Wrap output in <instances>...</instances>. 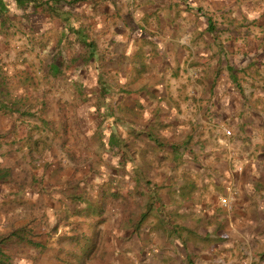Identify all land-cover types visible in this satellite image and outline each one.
Returning <instances> with one entry per match:
<instances>
[{
  "label": "crops",
  "instance_id": "obj_1",
  "mask_svg": "<svg viewBox=\"0 0 264 264\" xmlns=\"http://www.w3.org/2000/svg\"><path fill=\"white\" fill-rule=\"evenodd\" d=\"M1 8L18 264H264V0Z\"/></svg>",
  "mask_w": 264,
  "mask_h": 264
},
{
  "label": "rangeland",
  "instance_id": "obj_2",
  "mask_svg": "<svg viewBox=\"0 0 264 264\" xmlns=\"http://www.w3.org/2000/svg\"><path fill=\"white\" fill-rule=\"evenodd\" d=\"M126 6L128 7V5H126ZM120 9H122V8H120ZM123 10H124V12L126 11L125 6L123 7ZM6 11L7 10H3L2 8L0 9V13H2V14H3V12H6ZM127 12L129 13L130 10L127 9ZM14 21H16V19ZM15 35H16V33H12V41L13 42L19 41V38H17ZM1 36H2V34L0 31V43L3 42V39ZM12 48L19 51L18 47H16L14 44L12 45ZM28 69L30 70V67H28ZM97 111H98V109H97ZM99 119H100V114L94 112L93 113V120L98 121ZM36 133L42 137L41 138L42 141L48 140L49 137L51 139L54 138L53 133L51 135L49 134V135H45V136L42 133V130H40V131L38 130ZM55 138H56V135H55ZM37 147L38 146H36V149H38ZM15 157H16L15 155H13L12 157L0 156V168H4V166H8V167H6L5 171L9 170V173H10L9 175H11L9 178L10 182H7L6 185H4V179L2 177H0V249H2V252L0 251V259L3 262L2 264H4V263L5 264H18V259H17L18 255L17 254L19 253L20 248H22V246H20L21 244L17 240H14V241L9 240L10 238H8V240H5V239L2 240V237H5V235L10 234L12 225L15 223H18L22 220V218H21L22 214L24 215V218L26 215V213H25L26 209L24 207L22 209L20 208V204L18 202L20 198L19 199L17 198L15 200V199H11V197L8 198L7 195L10 196L11 193L13 192L11 190L14 189L15 187L17 189H19L20 187L25 185L27 181H29V176H30L29 172H32L34 170L28 171L26 164L31 165L29 167H31L32 169H36L38 167V166H36V164L40 161L39 160L40 155H38V152H37V156H33L32 159L29 158V161L27 160L28 158L27 159L22 158V156L21 157L19 156L17 158H15ZM20 164H22V166H26V168L24 170H26L28 172L27 175L23 176V173H22V175L20 174L21 171L19 169H16V170L14 169V167L16 165L19 166ZM41 165H42V163H41ZM98 195L99 194H93L92 196L95 197ZM126 195L132 197V195H130V194H126ZM105 197L109 198L110 196L105 195ZM4 198H6V200H7L6 205L3 201ZM19 208L21 211L19 210ZM96 229L99 232L102 231L101 227H99V226H96ZM96 237L98 238L97 235H96ZM97 238L93 239V241H92L93 242L92 243L93 248L95 247L94 241H97L98 240ZM71 242H72V239L71 240L69 239L68 244L70 245ZM87 242L88 241L85 240L86 245L88 244ZM6 261H7V263H6Z\"/></svg>",
  "mask_w": 264,
  "mask_h": 264
},
{
  "label": "built area",
  "instance_id": "obj_3",
  "mask_svg": "<svg viewBox=\"0 0 264 264\" xmlns=\"http://www.w3.org/2000/svg\"><path fill=\"white\" fill-rule=\"evenodd\" d=\"M230 132L227 130V134H229Z\"/></svg>",
  "mask_w": 264,
  "mask_h": 264
},
{
  "label": "trees",
  "instance_id": "obj_4",
  "mask_svg": "<svg viewBox=\"0 0 264 264\" xmlns=\"http://www.w3.org/2000/svg\"><path fill=\"white\" fill-rule=\"evenodd\" d=\"M0 264H1V259H0Z\"/></svg>",
  "mask_w": 264,
  "mask_h": 264
}]
</instances>
